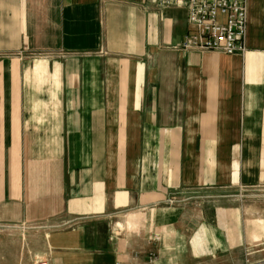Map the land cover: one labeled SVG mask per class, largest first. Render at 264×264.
Here are the masks:
<instances>
[{
	"label": "crops",
	"instance_id": "crops-1",
	"mask_svg": "<svg viewBox=\"0 0 264 264\" xmlns=\"http://www.w3.org/2000/svg\"><path fill=\"white\" fill-rule=\"evenodd\" d=\"M180 2L0 0V264L264 262V0L235 55Z\"/></svg>",
	"mask_w": 264,
	"mask_h": 264
},
{
	"label": "built area",
	"instance_id": "built-area-1",
	"mask_svg": "<svg viewBox=\"0 0 264 264\" xmlns=\"http://www.w3.org/2000/svg\"><path fill=\"white\" fill-rule=\"evenodd\" d=\"M247 0H181L187 10L189 32L181 49L225 55L246 51ZM168 7L173 0H158ZM36 264H47L39 261Z\"/></svg>",
	"mask_w": 264,
	"mask_h": 264
},
{
	"label": "rangeland",
	"instance_id": "rangeland-1",
	"mask_svg": "<svg viewBox=\"0 0 264 264\" xmlns=\"http://www.w3.org/2000/svg\"><path fill=\"white\" fill-rule=\"evenodd\" d=\"M1 254L4 255V253H1ZM1 254H0V255H1ZM5 256H6V255L1 256L0 259H2V260L5 261L6 259H8V260H10V259H11V260H15V259L17 258L16 256H12V257H5ZM18 256H19V255H18ZM26 256H27V255H26ZM260 261H263V260H260ZM37 262H38V261H36L34 264H36ZM257 262H259V259H257V260L254 261L255 264H256ZM259 264H264V262H263V263H262V262H261V263L259 262Z\"/></svg>",
	"mask_w": 264,
	"mask_h": 264
}]
</instances>
